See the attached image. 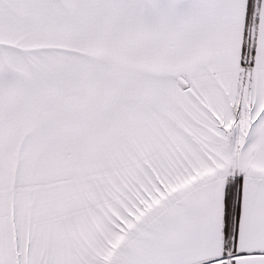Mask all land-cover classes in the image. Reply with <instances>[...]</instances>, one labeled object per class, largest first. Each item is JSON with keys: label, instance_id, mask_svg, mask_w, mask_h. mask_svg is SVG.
Segmentation results:
<instances>
[{"label": "snow or ice", "instance_id": "obj_1", "mask_svg": "<svg viewBox=\"0 0 264 264\" xmlns=\"http://www.w3.org/2000/svg\"><path fill=\"white\" fill-rule=\"evenodd\" d=\"M0 264H264V0H0Z\"/></svg>", "mask_w": 264, "mask_h": 264}]
</instances>
